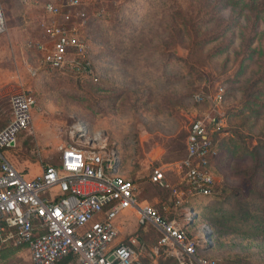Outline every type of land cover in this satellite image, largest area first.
<instances>
[{"label": "rangeland", "instance_id": "obj_1", "mask_svg": "<svg viewBox=\"0 0 264 264\" xmlns=\"http://www.w3.org/2000/svg\"><path fill=\"white\" fill-rule=\"evenodd\" d=\"M27 1L0 0L4 19L8 15L14 23L8 35L0 36V128L10 119L11 95L24 90L36 101L30 128L17 136L14 148L1 150L11 165L28 179L57 164L69 145L113 149L123 177L137 186L138 201L147 200L192 238L208 234L203 252L208 264H264V108L251 102L253 90L246 88L258 65L251 62L247 73L240 66L246 12L229 4L218 14L212 0H143V33L135 29L107 43L96 40L103 32L93 20L76 34L98 70L110 61L102 50L133 56L107 71L105 78L117 87L109 82L91 86L98 74L103 79L100 70L84 75L71 65L51 67L36 49L45 43V27L53 24L44 5L69 0H35L31 7ZM91 1L95 9L106 7L103 21L127 2ZM233 15L238 23L221 30ZM221 32L232 46L214 54ZM192 120L209 123L213 131L211 170L218 186L210 198L190 194L177 168ZM156 169L164 174L163 185L149 181ZM190 216L193 223L187 222ZM116 225L118 240L136 232L146 240L137 246L146 264H176L169 252L158 250L157 231L141 227L130 212ZM30 263L26 248L0 241V264Z\"/></svg>", "mask_w": 264, "mask_h": 264}, {"label": "built area", "instance_id": "obj_2", "mask_svg": "<svg viewBox=\"0 0 264 264\" xmlns=\"http://www.w3.org/2000/svg\"><path fill=\"white\" fill-rule=\"evenodd\" d=\"M94 5L91 0L44 5L53 24L45 27V43L36 49L43 53L45 65H71L84 75L95 73L86 45L76 34L79 27L104 18L106 7ZM6 31L0 3V36ZM8 102L10 119L0 130V241L26 247L30 264H146L137 249L138 237L118 240L115 221L130 212L141 227L157 231L158 250L169 252L176 264H208L203 255L208 234L192 238L152 205L140 203L136 184L117 174L120 160L113 149L69 145L61 151L57 166H46L27 179L1 150L14 148L17 136L30 128L36 101L21 90ZM212 135L209 123L192 120L185 129V155L177 166L189 193L202 198L212 196L218 186L211 170ZM149 181L163 185L164 174L156 169ZM174 195L179 198L176 190ZM194 220L190 216L187 222Z\"/></svg>", "mask_w": 264, "mask_h": 264}, {"label": "trees", "instance_id": "obj_3", "mask_svg": "<svg viewBox=\"0 0 264 264\" xmlns=\"http://www.w3.org/2000/svg\"><path fill=\"white\" fill-rule=\"evenodd\" d=\"M211 2H213L214 5L212 8L216 9V13L218 14L220 12V8H224L226 5L229 4H232L234 9L238 8L240 9V11L246 12V25L243 29L244 40L240 48L241 52L238 54L241 57L240 66L241 70L247 73L251 62L254 61L255 66L258 65V70L254 72L252 76L248 79V85H246V88L247 90H253V93L251 95V102H253L254 105L257 107L264 108V0H212ZM143 5V0H127L124 5L118 7V9L115 10L114 15L110 18L111 20H97L94 24H97V26H102L103 33H98L96 40H100L103 42L106 41V43L112 40L120 41V39H124L126 36H129L127 35V33L132 34L135 29H137L136 33H138L139 35L143 33V28L142 30L139 29V27H141V25L143 24ZM211 15L213 17L212 12ZM215 17H217V15H215ZM173 18L174 17L170 18L169 22H172ZM232 21L234 25L238 23V20L236 17L234 18V15L233 17H228L226 25H223L221 30L228 31V28L230 27V23L232 24ZM193 23L195 25H198L199 20H196ZM103 28H109L112 33L108 30L103 31ZM223 37L224 39H222ZM219 38L220 40H218ZM216 39L218 42L217 44H219V46L213 50L212 53L214 54L220 53L223 46H225L226 48V46L228 47V45H230L227 33L221 32V35H218ZM255 43H257L258 46L253 47ZM231 46L232 45H230L229 47ZM101 52L104 57H108L110 59L109 65L105 66L103 70L99 69L103 74V79L100 78L101 74H98L96 82L93 83L90 81L88 84H90L91 86H96L101 84L102 82H109L113 84L114 87H117L118 85L113 82H110L111 80L109 78H105L106 73L110 68L115 67L116 64L119 65L121 60L123 63L125 59L132 58L133 55L132 53H129V51L123 50L111 52L110 50H108V48L106 49V51L102 50ZM92 61L93 69L95 71H99L95 60L92 59ZM246 61L248 62V65L246 64ZM120 66H124V64ZM165 68H167V65L165 66ZM111 84L107 85L112 86ZM255 108L256 107H249V109L251 110H256ZM57 165L58 163L50 166ZM212 196L205 198H210Z\"/></svg>", "mask_w": 264, "mask_h": 264}, {"label": "crops", "instance_id": "obj_4", "mask_svg": "<svg viewBox=\"0 0 264 264\" xmlns=\"http://www.w3.org/2000/svg\"><path fill=\"white\" fill-rule=\"evenodd\" d=\"M35 0H31L30 1V3H29V1H27L28 2V4H27V6L28 7H31V3H33ZM5 22H6V26H7V35H8V33H9V30L11 29H14V23L12 22V20H11V18L10 17H8V15H7V17H6V19H5ZM8 104H9V102H8ZM8 123V122H7ZM4 127V126H3ZM2 129V127L0 128V130ZM42 171V170H41ZM117 174L118 175H120L121 177H123V174H122V169H121V162H119V167H118V172H117ZM36 177V176H35ZM32 178H34V176H32V177H30V178H28V179H32ZM124 178V177H123ZM126 179V178H125ZM140 202H146V203H148L149 204V202L147 201V200H143V201H140ZM126 213H123L122 215H120L117 219H116V221H115V225H116V222H117V220L119 219V218H121L123 215H125ZM131 215H133V214H131ZM134 216V215H133ZM116 228H117V230L119 231V235H120V230L118 229V227H117V225H116ZM137 233V235H135L134 237H138L139 238V240L140 239H142V240H144V241H146L143 237H141L140 236V233H138V232H136ZM130 237V236H129ZM128 239V237L127 238H125V239H123V240H119V241H126ZM156 238H154L153 240H155ZM152 240V241H153ZM157 240H158V238H157ZM147 242H151V241H147ZM11 244V243H10ZM20 248H26V247H20ZM27 249V248H26ZM28 250V249H27ZM64 262H66V261H63V262H61V263H64ZM70 262V261H69ZM60 264V263H59Z\"/></svg>", "mask_w": 264, "mask_h": 264}]
</instances>
